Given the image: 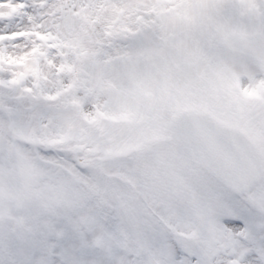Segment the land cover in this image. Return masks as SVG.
Segmentation results:
<instances>
[{
	"label": "rangeland",
	"instance_id": "obj_1",
	"mask_svg": "<svg viewBox=\"0 0 264 264\" xmlns=\"http://www.w3.org/2000/svg\"><path fill=\"white\" fill-rule=\"evenodd\" d=\"M237 1L160 0L163 10L150 14V21L161 26L165 19L171 20L175 32L166 31L156 49L127 63L105 36L106 24L96 23L99 37L107 41V52L93 58L94 72L66 71L59 84L30 102L29 109L32 104L41 106L36 113L29 111L21 116L10 107L0 108V147L3 148L0 155L6 158V165L15 157L6 151L10 149L28 164L38 161L41 169L51 168L58 175L64 198V204H54L57 186L53 182L41 184L40 193L31 184L29 198L17 200L16 205L5 199L0 216L9 219L0 217V221L12 238L11 244L7 242L10 250L2 253L6 264H59L73 252L82 264H106L105 260L116 264L114 261L120 257L122 264H180L194 250L215 258L223 244L222 234L215 230L219 205L234 206L243 201L257 220L264 218V179L249 195L236 197L176 144L169 129L161 135L169 139L164 144L149 145L148 139L138 141L144 145L141 153L144 157H139L138 164L142 170L161 168L174 203L165 200L163 192L156 187L134 190L135 180L127 167L106 159V155H115L112 150L119 145L136 141L137 133L129 137L134 124L137 127L143 116L157 118L164 128L176 110L185 107L208 110L221 121L244 129L257 142L264 172V66L221 52L215 46L228 34L227 30H236L239 26L235 24L241 20L247 23L250 15H254L250 23L258 20L252 33L264 34V0H243V4ZM104 8L105 0H95L94 16L103 17ZM226 24L235 26L225 28ZM204 40L207 58L200 61L196 55L205 45ZM80 80L86 81L88 93L76 89ZM256 93H259L257 97ZM69 98L74 101L68 103ZM237 100L245 103L237 113H232L230 108ZM120 111L128 118L120 115L116 125L108 123L105 115H118ZM96 123L110 133V140L101 145L102 154L92 147L71 153L70 145H64L65 152H59L61 142L72 135L77 134L79 139L83 138L82 144L87 143L96 130L93 127L91 132L84 131ZM15 136L18 140H14ZM93 143L99 142L95 139ZM99 155L106 157L104 161L98 162ZM103 172L110 179L115 174L121 179L116 178L111 187L109 179L104 181ZM169 184L166 182V186ZM70 191L76 195L74 203L70 202ZM131 196L137 199L134 209H130ZM134 210L143 215L142 221L138 216L135 218ZM14 217L38 225L27 230L10 219ZM80 226L84 229L82 236L89 237L86 249L80 246L85 247L88 242H82ZM96 237L98 244L93 246ZM140 240L152 243L155 249ZM116 243L121 247L119 255L109 261L103 248L108 246L113 251ZM122 246H127L129 254ZM0 264H4L2 258Z\"/></svg>",
	"mask_w": 264,
	"mask_h": 264
},
{
	"label": "snow or ice",
	"instance_id": "obj_2",
	"mask_svg": "<svg viewBox=\"0 0 264 264\" xmlns=\"http://www.w3.org/2000/svg\"><path fill=\"white\" fill-rule=\"evenodd\" d=\"M94 4L0 0V108L10 107L21 116L36 113L41 106L29 109L30 102L59 84L66 71L94 72L93 58L107 52L96 23L106 24L105 36L125 63L156 49L166 31L175 32L171 20L161 26L150 21V14L163 10L160 0H105L103 17L94 16ZM215 230L223 240L215 258L194 250L180 264H264V218L257 220L246 203L219 205ZM59 264L82 262L73 252Z\"/></svg>",
	"mask_w": 264,
	"mask_h": 264
},
{
	"label": "water",
	"instance_id": "obj_3",
	"mask_svg": "<svg viewBox=\"0 0 264 264\" xmlns=\"http://www.w3.org/2000/svg\"><path fill=\"white\" fill-rule=\"evenodd\" d=\"M220 46L264 62L261 36H230ZM173 129L181 145L237 193L249 191L260 180L258 153L237 131L197 112L177 117Z\"/></svg>",
	"mask_w": 264,
	"mask_h": 264
}]
</instances>
